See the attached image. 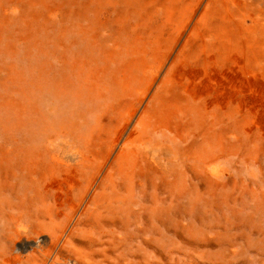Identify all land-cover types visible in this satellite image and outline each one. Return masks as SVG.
<instances>
[{
	"label": "bare ground",
	"instance_id": "obj_1",
	"mask_svg": "<svg viewBox=\"0 0 264 264\" xmlns=\"http://www.w3.org/2000/svg\"><path fill=\"white\" fill-rule=\"evenodd\" d=\"M93 1L0 0V264H264V0Z\"/></svg>",
	"mask_w": 264,
	"mask_h": 264
},
{
	"label": "rangeland",
	"instance_id": "obj_2",
	"mask_svg": "<svg viewBox=\"0 0 264 264\" xmlns=\"http://www.w3.org/2000/svg\"><path fill=\"white\" fill-rule=\"evenodd\" d=\"M39 3L42 4V7H38L37 9V14H36V23L33 25L34 26V31H36L41 37V41L44 45L43 48H45L48 43H49V36L48 34H46L45 32L43 34H40L41 31V26L45 25V23L43 22V20L40 18V14L42 12H45L48 9H58L59 8V20L60 23H62L64 21L63 17H67L68 19V15H66L67 12H72L73 13V17L71 18H75V21L78 20V17L76 16L79 12H83L84 8H89L91 17L94 20H98L97 22L100 23L102 20L107 21V22H103L102 26H108L110 30H113L111 32H115V30H127L129 31L128 27L125 26L127 21L124 20V25H120L119 19H118V14L116 15L115 10H113L112 12L110 10H108L106 7L101 6V4H98L96 2H94L93 0H67L63 1V0H38ZM76 2V3H75ZM75 3V4H74ZM2 5H6L5 2L2 3ZM12 6V5H11ZM122 9L125 10V7H122ZM123 10V11H124ZM84 13V12H83ZM115 15L117 16V18L115 17ZM125 16H129L128 14H126L124 12ZM85 17V15H84ZM110 19V20H109ZM109 20V21H108ZM57 21V20H56ZM119 31V32H120ZM46 37V38H45ZM243 142L241 143V146H244L245 148L242 149V152H244L245 150H249L251 153L250 155H253L255 152L257 153L258 151V147L252 146V145H245V141H247V139H245L244 137L242 138ZM256 143H260V153L259 154V164H258V171L256 173V175H260V180L264 181V142L263 139L260 138H254ZM249 141V139H248ZM261 141H262V145H261ZM244 194H242V198L245 200L248 192H243Z\"/></svg>",
	"mask_w": 264,
	"mask_h": 264
}]
</instances>
